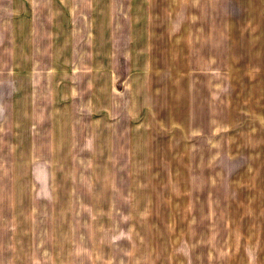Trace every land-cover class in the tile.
I'll list each match as a JSON object with an SVG mask.
<instances>
[{
  "label": "crops",
  "instance_id": "obj_1",
  "mask_svg": "<svg viewBox=\"0 0 264 264\" xmlns=\"http://www.w3.org/2000/svg\"><path fill=\"white\" fill-rule=\"evenodd\" d=\"M253 1L168 0V139L171 158L179 162L168 176V245H130L133 211L120 210L112 193L105 194L104 205L94 200L95 174L105 177L110 169L103 163L96 167L92 128L105 124L109 156L124 153L126 163L129 143L146 137L151 127L147 121H154L153 102L147 92L141 105L146 109H138L131 126L128 100L138 80L148 82L154 71L153 44L162 33L159 20L144 17L147 0H0V264H264V245H235L230 239L228 245H211L208 175L202 195L192 181L197 163L189 158L197 149L195 138L208 139L214 114L209 116L208 57L216 54L209 55L208 12H215L217 56L231 64L210 72L233 79L240 33L250 44L249 55L262 57L264 63V0L258 1V26ZM135 11L143 15L141 26ZM240 16L247 17L246 27ZM100 21L108 32L104 71L97 70L100 55L93 47ZM118 33L123 42L119 60L112 43ZM114 64H120L123 90L114 87ZM101 72L108 84L100 89L93 81ZM247 73L264 78V64ZM101 90L109 99L99 100ZM220 90L216 85L213 98ZM231 104V98L211 103L223 109L222 115ZM122 107L123 118L115 113ZM214 116L213 129L223 131L210 136L240 133L241 125L228 126L218 113ZM254 118L251 126L250 117L242 122L247 123L248 137L250 130L257 131L256 121L264 134V126ZM121 132L124 142L116 145ZM81 134L88 142L84 150L78 144ZM204 145L207 170V140ZM136 149L131 145V152ZM262 178L264 185V172ZM128 200L126 195L124 202ZM238 202L227 201L231 209ZM247 203L254 199L249 197ZM120 225L123 232L118 231ZM252 234L255 238L254 230Z\"/></svg>",
  "mask_w": 264,
  "mask_h": 264
},
{
  "label": "rangeland",
  "instance_id": "obj_2",
  "mask_svg": "<svg viewBox=\"0 0 264 264\" xmlns=\"http://www.w3.org/2000/svg\"><path fill=\"white\" fill-rule=\"evenodd\" d=\"M258 1H253L256 2L254 13L257 26L260 24ZM104 3L105 0H102L101 4ZM167 3L168 0H150L149 3L147 0V4H145L144 17L152 16L154 22L159 20L162 33H160V36L157 37L153 44L155 49L153 52L154 71L151 72L148 82L142 79L138 80L136 89H130L133 92V95L129 98L131 102L128 100L131 105H128L129 111L127 115L131 126H133V123L136 124L133 118L138 109H146V106L141 105L147 99V92L149 94V102H153L151 111L154 113V121H147V125L151 127L147 131L146 137L138 136L137 141L129 143L128 163H126L124 153L114 152V154L109 156V145L107 143L109 142V136L108 128L105 127V124L101 123L100 126L95 125L92 128V135L95 140L93 146L96 151L93 157L96 167L103 163L110 169V175L105 177H102L101 174L99 175V171L95 174L97 182H95L96 194L94 200L97 205H104L106 204L105 194L112 193L113 202L116 203L120 210L124 211L129 207V210L133 211L132 220L135 224L129 228L131 231L130 245H168V176L173 171L174 166L177 167L179 165V162L177 159L173 160L171 158L168 139ZM103 10H106V8ZM106 16L109 15L106 14ZM137 17L140 18L141 26L144 21L143 15L139 12L136 15L135 11V18ZM239 19L241 20V25L246 27L247 17L240 16ZM208 28L209 55L212 53L216 54V56L208 57L209 116L211 113L214 114L211 115L212 118L208 123V139L203 137L195 138L196 153L189 155V158L192 156L194 163H197V170L192 181L196 185V191L199 192L201 190L203 195L205 175H208V232L209 242H212L211 245H224L225 242L228 245L229 239L234 240L235 245H237V241H240L242 245L253 242H255V245H264V185L262 178L264 172V134L256 121L255 129L257 131L254 133L253 130H250L251 136L248 137L247 123H242L250 117L251 121L249 123L251 126L255 116L258 117L260 124L264 126V105L262 104L264 100V78L259 73H255V75L251 73L248 75L247 73L255 66L256 69H260L264 64L263 58H253L249 55L251 53L250 44L247 42L245 33L244 35L240 33L238 35L240 39H238V50L236 51L238 57L232 62V66L237 67V70H235L236 74L232 75L233 79H230L229 75L222 73H211V70L221 69V67L231 64H229L227 57L217 56L215 33L212 32L215 29V12L213 9L208 12ZM107 33V30H103V24L100 21L95 46H93L97 48V52L100 55L98 57L100 62L97 67L98 71H104L107 64L106 58L103 56L106 53ZM112 43L119 60L122 50L121 45L123 44L119 33L114 35ZM195 61L198 65V60ZM134 65L137 66L136 61ZM114 68L118 77L114 87L118 90H123L124 85H121L120 82L123 77L120 64H114ZM94 82V85L100 89L107 86V74L103 72L97 74ZM216 85H221L220 98L223 100L231 98V107L227 109L225 106L223 115L220 113L223 110L220 106L211 105V103H216V99H220L219 97L213 98L217 93ZM79 86L81 88L83 86L81 94L85 95L87 92L84 90L82 80L79 81ZM104 94L102 90L99 92V100L109 99ZM115 101L118 104L120 102L118 97L115 98ZM248 109L249 114H247ZM123 110V107L122 111L116 108L115 113L121 112L120 115L122 114L123 118L125 112ZM216 113L220 117L222 116L223 120H226L224 123L228 126L233 123L241 125L239 126L240 133L235 137H229V135L212 137L219 131H223L213 129L216 123L212 119ZM146 115V118H148V113ZM140 128L141 131H143L142 129L145 131L146 125L144 128ZM212 133L213 135L210 136ZM121 135L122 132L120 133L122 140L117 139L116 145L124 142L123 135ZM78 140L79 149L84 150L82 147L83 145H88L87 139L81 134ZM206 140L208 142L207 170H205L204 162H202V158H204V141ZM135 144L137 149L133 153L130 147ZM125 166L128 168L127 171ZM76 189L81 192L82 186L77 184ZM79 195L83 196L84 193H79ZM126 195H129L127 204L124 202ZM249 197L254 199L253 204L247 203ZM217 199L222 203L218 204L216 202ZM230 199H237V201H240V203L238 202L239 205L232 209L229 208L227 201ZM229 220L230 222H228ZM231 221H233L232 225ZM253 230L255 231V238L252 234ZM118 231L123 232L124 226L120 225Z\"/></svg>",
  "mask_w": 264,
  "mask_h": 264
}]
</instances>
